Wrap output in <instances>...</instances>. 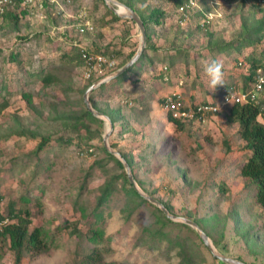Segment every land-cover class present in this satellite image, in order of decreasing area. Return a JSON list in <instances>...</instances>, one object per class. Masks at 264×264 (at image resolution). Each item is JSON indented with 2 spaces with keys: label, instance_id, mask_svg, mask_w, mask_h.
Instances as JSON below:
<instances>
[{
  "label": "rangeland",
  "instance_id": "obj_1",
  "mask_svg": "<svg viewBox=\"0 0 264 264\" xmlns=\"http://www.w3.org/2000/svg\"><path fill=\"white\" fill-rule=\"evenodd\" d=\"M192 1L195 6L186 21L180 23L181 12L173 10L163 27L154 29L153 42L158 48L169 47L176 37L177 48L188 45L191 56L200 54L209 33L216 43L241 44L242 22L250 24L262 16L254 10L253 0ZM103 2L71 0L64 12L52 8L19 17L17 31L8 18L0 26V104H6L0 112V211L11 201L17 202V208H28L32 220L29 230L41 228L50 248L45 254L25 253L20 264H79L84 254L96 248L104 255L103 264H216L198 235L178 225L181 223L173 222L163 230L179 245L163 240L150 248L147 238L139 242L156 213L144 204L127 216L121 169L102 149L106 121H84V125L72 127L69 120H61L63 115H76L86 108L84 88L92 78H99V82L116 73L130 61L126 57L139 48L136 24L120 17V21H113ZM148 4L174 8L165 0H147ZM118 10L123 12L120 7ZM79 11L87 13L93 28L87 34L76 31ZM72 43L101 51L111 45L109 51L114 50L116 56H104L102 68H90L89 72L85 61L81 68L62 58L71 51ZM11 53L19 55L18 61H10ZM219 61L224 85L234 82L241 90L252 61L264 62V36L255 45L242 44V50ZM156 62L141 81L125 80L123 86L96 98L101 108L119 109L124 118L113 126L109 146L133 159L130 169L139 189L168 204L172 215L197 221L218 253L247 264H264V219L261 208L248 196L252 188L244 187L239 174L247 152L235 137L237 126L227 125L220 115L203 124L186 123L179 130L167 121L162 109V99L172 92L182 94L189 103L219 102L224 85L209 91L205 75L212 60L205 57L191 66L177 62L176 75L166 86L152 80L161 67ZM239 62L245 66H238ZM41 69L52 71L60 81L45 87L36 76ZM154 89L159 97L151 102L149 94ZM23 94L31 96V106ZM17 130L34 137L13 135L3 140ZM43 137L49 142L34 155ZM116 177L119 179L113 182L107 205L92 214L101 188ZM21 195L28 198V205L19 200ZM90 219L103 232L101 244L88 239L91 232L85 224ZM75 225L83 237L72 234ZM185 244L189 263L178 255ZM0 256V264H14V252L7 243L0 244Z\"/></svg>",
  "mask_w": 264,
  "mask_h": 264
},
{
  "label": "trees",
  "instance_id": "obj_2",
  "mask_svg": "<svg viewBox=\"0 0 264 264\" xmlns=\"http://www.w3.org/2000/svg\"><path fill=\"white\" fill-rule=\"evenodd\" d=\"M125 6L132 9L141 21L143 22L145 33H146V46L143 50L139 59L126 71H124L121 75L117 76L110 82L106 84H102L98 89L90 92L89 95V103L92 107L97 111L109 117L113 126L119 122L123 121V117L120 116L119 109L112 110L107 106L106 108H101L98 105L97 97H101L106 91L115 89L116 87H121L124 84V81H141L142 77L145 76L147 70L150 69L154 62L161 65L159 68L158 74L152 77L156 83L160 86H166L172 82L173 76L176 75L177 71V62L185 63L186 66L196 65L197 61H203L205 57L213 60H217L218 57H224L225 60H228L231 55L239 52L242 49V44L246 43L247 46L255 45L258 40L264 36V15L261 10L253 5L254 10L259 14H262L260 19H255L250 24L244 23L241 24V27L244 30V42L241 44L238 43H216L214 42L213 34L208 35V43L200 54H196L191 56L189 53L192 51L191 46H182V48H177L175 46L176 37L173 38L170 46L167 48H158L159 46L155 44L153 41V37L155 35V28L163 27L164 20L166 16L175 11H179L181 8H184L188 4L190 0H165L167 4L173 3L174 8H169V6H164L166 8H161L159 6H150L147 5V0H116ZM164 1V0H161ZM228 1H237V0H228ZM103 2V0H102ZM104 3V2H103ZM195 6V5H194ZM193 6V7H194ZM193 7L185 8L183 12L179 15V22L186 21L187 17L190 16L189 10ZM107 12L111 15L113 21H120V18L116 16L112 11L106 8ZM28 12L25 10H21L18 5L14 6L10 10L5 13V18L10 20V25L12 29L18 30L19 26V17L27 15ZM208 23V22H207ZM205 23V24H207ZM3 22L0 24V26ZM205 24L203 25L205 27ZM201 26V24H200ZM196 31L199 32L200 28H196ZM129 30L126 31V34H129ZM207 35V34H206ZM213 39V41H212ZM246 47V45L244 46ZM243 47V48H244ZM111 45H107L104 47L103 51L98 49L85 48L82 49L78 44L72 43L70 44V52H67L63 55V59L68 61L70 64L75 66L83 67L85 61V55H100V56H111L115 55L114 50L110 53L109 49H111ZM110 54V55H109ZM135 54L133 50L127 57L126 61H129ZM18 54L11 53L9 56L10 61L16 62L18 61ZM84 56V57H83ZM116 56V55H115ZM196 57V58H195ZM110 58V57H108ZM208 60V59H207ZM238 65V63H237ZM239 66V65H238ZM241 67V66H240ZM258 68L264 69V62L262 61H252L247 69V76H244V86L241 89L244 92H250L252 90V84L255 81V73ZM37 78L41 81V83L45 87H49L57 84L60 79L59 76L54 74L52 71H44L41 69L36 74ZM99 78H92L87 86L84 88V91L92 86L94 82H97ZM222 89L226 90H235L238 89V85L233 82V84H227L222 86ZM83 91V92H84ZM86 92V91H85ZM156 90H152V93L149 94L150 99L155 97ZM180 94V93H179ZM1 95V93H0ZM23 97L27 100V104L31 106V96L28 94H23ZM182 100H184V96L180 94ZM185 101V100H184ZM162 103V102H161ZM207 103V102H205ZM3 102L0 104V112L4 109ZM85 104V103H84ZM190 104L194 105L196 102H191ZM6 105V104H4ZM86 107V106H85ZM223 115L225 117V122L227 125H236L237 130L235 133V137L244 143V149L247 152L245 155V159L243 164L239 168V174L242 179L244 187H251L252 189L249 191L248 196L252 199L255 205L261 208V215L264 219V94L261 97L257 98L256 102H249L246 104H235L232 105L228 111H223L217 116ZM216 116V117H217ZM61 120L73 123L72 127L75 125L82 124L84 125V121L89 122H98L102 123V121L96 117H94L87 108L83 109L78 114L71 115H63ZM167 121L169 123H173L179 130L186 123H182L176 120H173L170 115H167ZM191 124V123H189ZM16 138H33L34 134H26L21 132L20 130L15 131L13 134H9L3 140L9 139L12 136ZM48 138H42L34 151V155H37L48 144ZM114 148V146H111ZM103 151L106 155L112 159L116 165L121 169L120 177L123 179V182L126 186H124L123 190L125 192V196L127 198V203L125 209L127 210L129 217L131 212H133L140 205L148 204L154 208L155 211V220L154 222L145 227L143 230V236L140 238L139 242L143 239H146V243L153 248L157 246L163 240H167L172 246L179 245L178 242L172 241L167 234L163 231L165 226L169 224H173V222L167 219L164 214L155 206L149 204L145 201L131 186L127 179V175L124 171V167L119 160H117L114 156L107 152V150L102 147ZM121 156L125 159L130 168H133V159L131 157H126L123 153ZM132 170V169H131ZM115 179H119L118 177L114 178L107 185L101 188V194L98 199L96 206L94 207V212L98 210L103 205H107L108 198L112 194L113 190V182ZM20 201L28 205V198L24 195H21L19 198ZM3 201V196L0 195V205ZM160 202V201H159ZM165 208L170 212V208L168 204L162 203ZM131 206V208H129ZM84 211L83 208L80 209ZM88 216V215H87ZM87 216L85 218H87ZM99 216V215H98ZM95 217V218H98ZM7 221V223L3 226H0V244L7 243L9 250L14 252V264H20L22 256L25 253L40 255L45 254L49 251V245L47 242L46 234L43 233L41 228L35 227L33 230H29V227L32 224L31 220V212L28 208L20 209L17 208V202L11 201L8 203L5 211H0V222ZM199 225L197 221H194ZM86 227L89 228L91 235L88 237L89 241L94 244H101L103 238V232L100 226H97L94 222L88 220L86 222ZM181 227L187 228L193 234L196 233L187 225L178 224ZM200 226V225H199ZM78 225L74 226L72 234L83 237L81 234V229L77 228ZM88 230V229H87ZM197 236V235H196ZM171 246V247H172ZM187 249V245L181 246L180 252L178 253L181 256L182 261L189 263L187 259V254L185 253ZM1 259V256H0ZM104 255L100 250H92L91 252L84 254L79 261V264H103L104 263ZM214 263L223 264L217 259L213 258ZM190 264V263H189Z\"/></svg>",
  "mask_w": 264,
  "mask_h": 264
},
{
  "label": "built area",
  "instance_id": "obj_3",
  "mask_svg": "<svg viewBox=\"0 0 264 264\" xmlns=\"http://www.w3.org/2000/svg\"><path fill=\"white\" fill-rule=\"evenodd\" d=\"M70 3L71 0H0V24L5 19V13L16 5H18L21 10H25L31 15L33 12L42 14L46 11H50L52 8H57L59 11L64 12V8L69 6ZM194 5V2L190 0L184 8L180 9V12ZM253 5H256L264 15V0H253ZM87 17L85 11H79L75 18L76 31L80 35L87 34L93 30ZM104 59L105 57L100 55H85V63L88 66V71L90 72V68L100 70L103 64H105ZM112 65V62L109 63V66ZM238 65L241 67L245 66L242 62H239ZM89 72L87 77H89ZM263 94L264 69L258 68L250 92H244L239 89H224L219 102L196 103L194 105L182 100L179 93H172L162 99V109L167 115H170L173 120L182 123L203 124L209 119L216 117L227 108H230L232 105L256 102L257 98ZM6 223L7 221L0 222V226Z\"/></svg>",
  "mask_w": 264,
  "mask_h": 264
},
{
  "label": "water",
  "instance_id": "obj_4",
  "mask_svg": "<svg viewBox=\"0 0 264 264\" xmlns=\"http://www.w3.org/2000/svg\"><path fill=\"white\" fill-rule=\"evenodd\" d=\"M104 2L108 6V8L118 17L127 18V19L133 21L136 24L137 28L139 29V33H140L139 48L136 51V53L134 54V56L130 59V61L126 65H124L121 69H119L116 73L111 74L108 77L104 78L103 80L93 84L90 88H88L86 90V92L83 96V100H84V103H85L87 110L94 117H96L100 120H105L107 123L108 128H107L106 133L103 136V141H102L104 148L108 151V153H110L112 156H114L117 160H119L121 162V164L124 167L125 173L127 175V179L129 181V183L131 184L132 188L145 201H147L149 204L158 208L164 214V216L167 219L171 220L172 222L181 223V224L187 225L190 228H192L196 232V234L198 235V237L200 238V240L202 241L204 246L207 248V250L212 254L213 258L217 259L218 261L222 262L223 264H246V263L241 262L237 259L229 258V257L223 256L222 254L218 253L216 251V249L213 247L208 236L205 234V232L201 229V227L197 223H195L194 221L189 220L187 218H184V217H178V216L172 215L161 202H159L155 198L145 194L141 189H139V187H138V185H137V183H136V181L132 175L131 169H130L129 165L127 164V162L125 161V159L121 156V154L119 152L111 149V147L109 146L108 139H109V136L111 135V133L113 131V124L110 121L108 116H106L100 112L95 111L91 107V105L89 103L88 94H89V92H91L95 88L99 87L101 84L108 82V81L116 78L117 76L121 75L124 71H126L129 67H131L139 59V57L141 56V54H142V52L146 46V33H145V28H144L143 22L141 21V19L137 15V13H135L132 9H130L129 7L125 6L124 4L117 2L115 0H104ZM119 7L123 9L122 13H119V10H118Z\"/></svg>",
  "mask_w": 264,
  "mask_h": 264
},
{
  "label": "clouds",
  "instance_id": "obj_5",
  "mask_svg": "<svg viewBox=\"0 0 264 264\" xmlns=\"http://www.w3.org/2000/svg\"><path fill=\"white\" fill-rule=\"evenodd\" d=\"M209 91H215L217 86L224 85L223 65L218 60H213L205 67Z\"/></svg>",
  "mask_w": 264,
  "mask_h": 264
},
{
  "label": "crops",
  "instance_id": "obj_6",
  "mask_svg": "<svg viewBox=\"0 0 264 264\" xmlns=\"http://www.w3.org/2000/svg\"><path fill=\"white\" fill-rule=\"evenodd\" d=\"M241 50H242V49H241ZM221 59H225V58H224L223 56L217 58L218 61L221 60ZM172 93H174V92H172ZM156 96H157V95H155V97H156ZM155 97H154V98H155ZM158 97H159V96H157L156 98L158 99ZM154 98L151 99V102H154ZM156 98H155V99H156ZM214 118H215V117H214ZM246 264H247V263H246Z\"/></svg>",
  "mask_w": 264,
  "mask_h": 264
},
{
  "label": "bare ground",
  "instance_id": "obj_7",
  "mask_svg": "<svg viewBox=\"0 0 264 264\" xmlns=\"http://www.w3.org/2000/svg\"><path fill=\"white\" fill-rule=\"evenodd\" d=\"M122 13V12H121Z\"/></svg>",
  "mask_w": 264,
  "mask_h": 264
}]
</instances>
